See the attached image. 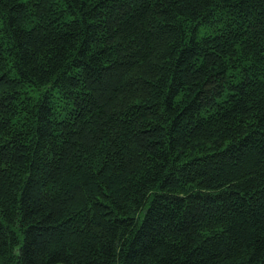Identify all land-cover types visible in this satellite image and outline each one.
<instances>
[{"label":"trees","instance_id":"trees-1","mask_svg":"<svg viewBox=\"0 0 264 264\" xmlns=\"http://www.w3.org/2000/svg\"><path fill=\"white\" fill-rule=\"evenodd\" d=\"M0 264H264V0H0Z\"/></svg>","mask_w":264,"mask_h":264}]
</instances>
